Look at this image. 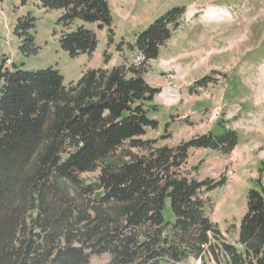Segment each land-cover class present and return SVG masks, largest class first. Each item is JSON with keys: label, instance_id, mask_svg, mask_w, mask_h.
Instances as JSON below:
<instances>
[{"label": "trees", "instance_id": "obj_1", "mask_svg": "<svg viewBox=\"0 0 264 264\" xmlns=\"http://www.w3.org/2000/svg\"><path fill=\"white\" fill-rule=\"evenodd\" d=\"M35 1L60 13L57 25L67 32L59 46L71 58L97 49L88 26L111 32L107 0ZM185 14L175 7L137 35L132 48L141 57L138 65L92 71L71 90L53 67L29 70L0 57V264H90L91 256L103 254L108 264H179L200 258L210 245L213 227L198 193L219 184L181 177L179 170L191 149L230 153L238 134L222 128L175 148L151 149V142L140 140L158 127L149 112L160 90L145 80V66L158 58ZM34 23L22 18L15 28L25 56L38 50ZM126 143L147 154L116 160ZM98 169V184L85 186L81 175ZM93 190L102 194L86 198ZM240 242L244 253L223 245L233 264L253 257L249 264H264L260 181L248 193Z\"/></svg>", "mask_w": 264, "mask_h": 264}, {"label": "rangeland", "instance_id": "obj_2", "mask_svg": "<svg viewBox=\"0 0 264 264\" xmlns=\"http://www.w3.org/2000/svg\"><path fill=\"white\" fill-rule=\"evenodd\" d=\"M107 1L111 32L88 26L96 34L97 49L89 56L71 58L59 46L60 37L67 32L57 25L60 13L42 9L35 0H2L0 57L8 65L23 63L29 70L53 67L68 90L75 89L92 71L110 74L138 65L141 57L132 48L137 35L171 9L184 8L179 28L158 58L145 66V80L160 90L149 112L158 127L147 129L140 140L151 142V149L175 148L210 133L218 135L222 128L238 134V145L230 153L191 149L179 170L181 177L219 184L198 193L213 227L210 245L204 246L202 260L189 257L179 264H233L223 245L245 252L240 231L248 193L256 181L264 187V0ZM22 18L35 20L33 36L38 50L32 56L20 52L22 40L15 34ZM145 154V149H129L126 143L115 158L130 161ZM99 174L100 169L80 178L85 186H94ZM93 194L102 191L93 190L86 198ZM164 216L171 218L168 206ZM109 261L108 254L90 258V264ZM250 262L255 258L246 259V264Z\"/></svg>", "mask_w": 264, "mask_h": 264}, {"label": "bare ground", "instance_id": "obj_3", "mask_svg": "<svg viewBox=\"0 0 264 264\" xmlns=\"http://www.w3.org/2000/svg\"><path fill=\"white\" fill-rule=\"evenodd\" d=\"M253 26H254V25H253ZM258 26H259V25H258ZM253 28H254V27H253ZM260 28H261V27H260ZM260 28H259V29H260ZM263 28H264V27H263ZM251 29H252V27H251ZM254 30H256V27L254 28ZM251 31H252V30H251ZM249 32H250V31H249ZM260 131H261V130H260Z\"/></svg>", "mask_w": 264, "mask_h": 264}]
</instances>
